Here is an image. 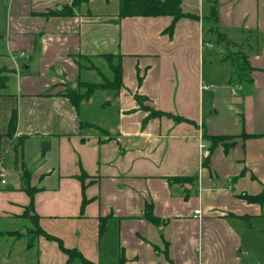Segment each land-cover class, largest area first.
Returning <instances> with one entry per match:
<instances>
[{
	"label": "crops",
	"instance_id": "obj_1",
	"mask_svg": "<svg viewBox=\"0 0 264 264\" xmlns=\"http://www.w3.org/2000/svg\"><path fill=\"white\" fill-rule=\"evenodd\" d=\"M72 1L2 7L0 65L14 72L0 98V264H84L60 244L94 264H264V0H180L171 33V16L119 18L118 0ZM104 55L119 59L121 86L103 92L113 118L96 122L82 109L98 90L78 107L65 95L95 72L78 57ZM148 109L163 114L143 124ZM204 134L231 137L206 163ZM33 216L44 235L9 236Z\"/></svg>",
	"mask_w": 264,
	"mask_h": 264
},
{
	"label": "trees",
	"instance_id": "obj_2",
	"mask_svg": "<svg viewBox=\"0 0 264 264\" xmlns=\"http://www.w3.org/2000/svg\"><path fill=\"white\" fill-rule=\"evenodd\" d=\"M88 1L89 0H73L71 3V6L69 8L70 9H73L74 7L77 8L82 3H86ZM105 1H108V0H105ZM180 4H181L180 0H118V13L117 14H118L119 18L133 17V16H146V17H156V16H163V15L171 16L172 22H171L170 26L166 29L168 33H171L176 20L178 18L184 16V13L181 10ZM66 9H68V7H62V10L60 12H56V14L59 16L60 15L61 16H65V15L72 16L73 13H71V10H69V12H67L68 14H66V12L64 11ZM214 12H216V11L213 10V13ZM0 56H1V54H0ZM82 58L84 59L83 63H85V61L87 60L89 62V64L88 65L82 64L79 61L78 62L79 69L80 68L97 69V67L95 66L96 63L94 61H92L90 58L80 56V57H78V60H80ZM102 58L104 59V63H106V67H108V70H111L113 72V76H114L113 81L112 82L106 81L107 83L99 85V83L96 84L93 82H89V80H84V81L78 80L75 90H73V91L71 90L68 93H66V95H65L75 106L78 107V104L80 102L88 100L96 90L108 89V90H110V92L113 93V92H117L118 89L120 88V86H121V75H120L119 59L117 57H113L110 55H104V56H102ZM13 72H14V70L0 65V98L3 96H9L10 95V91H9L10 78H11V75L13 74ZM100 75H101V73H100ZM82 79H84V78H82ZM138 82H140V77H138ZM136 99L138 101L143 100V98H140L138 96H136ZM140 104H141V102H140ZM148 110H149V114L143 120V124H145V122L149 118L156 117V116L163 114L159 111H153L150 109H148ZM167 115L172 117V115H170V114H167ZM174 120L175 121L189 122L186 119H183L181 117H175V116H174ZM16 121H17V115H16V112L13 111L11 113V116L9 118L8 125H7V136L11 139L14 138V133H15V129H16ZM82 125L91 126V125H86V124H82ZM243 137H245V135H243ZM203 139H205V141L209 142V146L207 149L208 155L205 158V163H206L208 161V157H209L210 153L214 150V148L217 146V144L219 142L224 141V140H230L231 137H212V136H207L206 134H204ZM22 142H23V137L15 138V139H13V142L11 145L12 146L11 149H12V152L14 153V157H15L14 161L16 164H17L18 160H20V155H21L20 150H21ZM29 178H30L29 172L26 169H22L21 174H20V188H21V190L25 191L29 195V197L31 198L32 195L38 189L30 186ZM179 180H182V178L174 177L173 179H171V181H179ZM239 197L243 198L249 202H253V203H262V201H263V198L261 195L250 196V195L242 194V195H239ZM145 206H146L145 207V215H146L147 219L155 222L157 218L153 215L152 206L151 205H145ZM29 210H31V212H32V208L30 207V205L28 206V209L26 212H28ZM30 220L34 224V227L32 226L31 229L26 230L25 234H21L18 231H10L8 233L9 236L17 238V237H21V236H29L30 235L31 239H33V236L44 235V232L39 228V226L37 224V218L35 216H33L30 218ZM101 230H102V226H101ZM46 237H47V239H51V236H49V235H46ZM60 246H61L62 251L66 255H68L69 259H71L72 257L78 256L79 259L84 264H94L93 262L83 258L82 255H80L75 250L67 249V248L63 247L61 244H60ZM118 264H124V260L122 257H119V263Z\"/></svg>",
	"mask_w": 264,
	"mask_h": 264
},
{
	"label": "rangeland",
	"instance_id": "obj_3",
	"mask_svg": "<svg viewBox=\"0 0 264 264\" xmlns=\"http://www.w3.org/2000/svg\"><path fill=\"white\" fill-rule=\"evenodd\" d=\"M8 0H0V34L1 32H3L4 34V23L6 24V19L3 15V10L2 7H4L3 5H5L4 3H6ZM115 2L117 0H114ZM3 29V31H1ZM97 69H94L95 72L93 73H85V80H89V82H93L99 85L101 84H105L108 82H112L113 81V72L111 70H108V67H106V64L104 62H96ZM101 75H100V73ZM84 78V77H83ZM104 91H108V94H112V92H110V90H98V92H96L93 95L92 98V102L91 104H89L87 107L82 109V117L85 118L90 117L91 120H95L96 122L99 120L100 117H107L104 118L105 120H111L113 118V112L111 114V110L110 108H108L107 106H103L104 104H102L104 96H103V92ZM112 97V96H111ZM111 114V116H110ZM24 242L25 245L28 243H33V240L31 239L30 236H24Z\"/></svg>",
	"mask_w": 264,
	"mask_h": 264
},
{
	"label": "built area",
	"instance_id": "obj_4",
	"mask_svg": "<svg viewBox=\"0 0 264 264\" xmlns=\"http://www.w3.org/2000/svg\"><path fill=\"white\" fill-rule=\"evenodd\" d=\"M202 88H203L204 90H207V89H208V86H207V85H203ZM0 183H1V184H4V183H5V179H4V177H3V171H2V169H0ZM196 213H198V210L195 211V214H196Z\"/></svg>",
	"mask_w": 264,
	"mask_h": 264
}]
</instances>
